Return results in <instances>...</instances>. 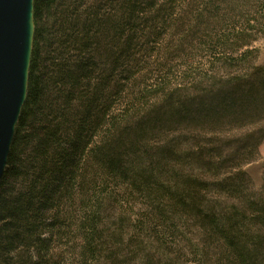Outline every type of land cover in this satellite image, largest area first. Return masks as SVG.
I'll return each mask as SVG.
<instances>
[{"label": "trees", "instance_id": "1", "mask_svg": "<svg viewBox=\"0 0 264 264\" xmlns=\"http://www.w3.org/2000/svg\"><path fill=\"white\" fill-rule=\"evenodd\" d=\"M139 1L120 0L115 12L117 0H34L27 96L0 182V264H51V245L71 236L79 237L81 264H111L123 252L125 256L135 252H129L130 247L140 246L127 244L125 229L119 231L115 249L107 248L115 239L107 231L106 203L119 188L126 194L137 192L150 202L145 226L138 223L135 227L144 228L147 248L152 239L161 242L169 231L175 232L174 225L187 226L191 218L205 237L201 240L204 248L218 252L217 264H264V195L254 198L247 193L245 173H229L210 182L180 177L172 170L171 178H164L170 171L163 166L169 162H164L169 156L166 149L157 152L163 162L151 159L146 169L138 154L121 143L132 133L118 135L115 129H122V121L113 119L110 112L116 90V49L124 50V44L131 41L129 24L139 12L145 13L142 7L150 11L158 4ZM206 1L228 6L231 11L226 14L234 15L240 0ZM246 4L264 20V0H247ZM255 21L252 17L247 23ZM233 37H217L214 44L220 43L216 46L224 52L241 48L242 37L236 32ZM221 55L232 65L228 53ZM220 82L217 87L225 102L210 112L233 119L260 109L264 114V65L243 69L239 77ZM171 117L168 120L177 118L174 113ZM131 120L125 116L123 122ZM158 122H165L164 117ZM146 135L152 136L140 131L131 137L132 147ZM96 137L101 146L94 144ZM189 158L202 161L197 153ZM206 165L212 171L223 166L210 161ZM210 191L233 200L229 213L206 200L205 193ZM132 235L130 240L135 238ZM144 254L149 253L136 251L135 255L144 260ZM152 260L146 264H153Z\"/></svg>", "mask_w": 264, "mask_h": 264}, {"label": "rangeland", "instance_id": "2", "mask_svg": "<svg viewBox=\"0 0 264 264\" xmlns=\"http://www.w3.org/2000/svg\"><path fill=\"white\" fill-rule=\"evenodd\" d=\"M155 1H158L155 8L149 11L147 6H143L145 13L139 12L138 18L129 24L133 32L128 33L131 35L130 42L124 44L121 41L125 49L121 50L119 46L116 49V90L110 112L113 119L122 121V129L115 130L118 135L127 133L130 136L132 133L130 139L140 131L152 134L144 136L142 143L134 147L130 139L121 142L125 145L124 149L134 150L140 165L146 169L151 167V159L161 164L163 160L157 152L166 149L169 156L164 162H169L163 166L166 165L170 171L164 178H171L173 170L180 177L193 176L213 182L227 177L229 173L243 172L247 193L259 198L264 195L263 109L234 119L210 111L225 102L217 87L220 80L239 77L243 69L264 65V20L249 10L247 0L239 1L234 15L226 14L231 11L228 6L218 7L206 0ZM118 5L121 6L120 0H117L115 12ZM252 17L256 21L247 23ZM235 32L242 37L238 41L241 48L234 46L230 52H224L223 48L216 46L220 43L214 44L217 37L234 39ZM245 41L248 44L243 47ZM222 53H228L231 61L234 60L232 65ZM244 55V62L235 60ZM172 113L177 118L168 120L172 118ZM259 115L262 117H257ZM125 116L132 120L123 122ZM160 116L165 122H158ZM142 120L143 125L139 127ZM99 141L100 138H94V144L101 146ZM117 145L115 141L114 146ZM196 153L202 156V161L189 158ZM225 160L228 162L226 168L223 164ZM209 161L217 167L223 166L212 171L206 165ZM108 180L114 181L111 178ZM161 183L167 185L165 180ZM115 196L106 203L108 215L105 223L109 227L108 233L114 234L115 239L107 248L115 249L119 243L118 233L125 229L127 244L137 242L141 249L130 247L129 252H135L126 256L123 252L111 264H146L147 259H153V264H217L218 252L204 248L201 240L205 237L191 218L187 226H177L180 223L174 225L175 232L169 231L161 242L152 239L147 248L149 240L142 233L144 228L135 227L138 223L139 227L145 226L150 202L137 192L126 194L120 188ZM205 198L212 204L220 205L222 211L230 212L233 200L228 195L210 191L205 193ZM179 233L180 237L177 236ZM132 234L135 238L130 240ZM72 237L51 245V264H81L79 237ZM136 251H148L149 254H144L143 260L135 255ZM22 252L20 250L18 256Z\"/></svg>", "mask_w": 264, "mask_h": 264}, {"label": "water", "instance_id": "3", "mask_svg": "<svg viewBox=\"0 0 264 264\" xmlns=\"http://www.w3.org/2000/svg\"><path fill=\"white\" fill-rule=\"evenodd\" d=\"M33 12L34 0H0V182L27 96Z\"/></svg>", "mask_w": 264, "mask_h": 264}]
</instances>
